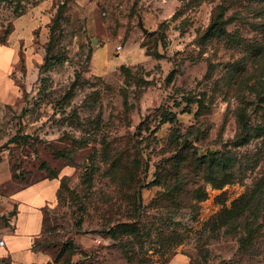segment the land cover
Returning <instances> with one entry per match:
<instances>
[{"label":"rangeland","instance_id":"1","mask_svg":"<svg viewBox=\"0 0 264 264\" xmlns=\"http://www.w3.org/2000/svg\"><path fill=\"white\" fill-rule=\"evenodd\" d=\"M0 44V202L59 180L45 264H264V135L232 145L238 108L264 123V0H0Z\"/></svg>","mask_w":264,"mask_h":264},{"label":"crops","instance_id":"2","mask_svg":"<svg viewBox=\"0 0 264 264\" xmlns=\"http://www.w3.org/2000/svg\"><path fill=\"white\" fill-rule=\"evenodd\" d=\"M15 47L0 44V102H7L14 88L6 72L15 61ZM99 56H96V60ZM57 179H41L25 187L11 190L2 197L4 214L14 212L12 227L0 226L4 246L0 247V264H45V251L35 247L43 235L44 215L56 200Z\"/></svg>","mask_w":264,"mask_h":264},{"label":"trees","instance_id":"3","mask_svg":"<svg viewBox=\"0 0 264 264\" xmlns=\"http://www.w3.org/2000/svg\"><path fill=\"white\" fill-rule=\"evenodd\" d=\"M58 9H60V7ZM51 32L50 36L53 37V27ZM48 51H50L49 46ZM235 117L237 133L232 144L234 148L247 145L253 139L261 138L264 135V123L252 127L245 108H238L236 110ZM189 144L190 142L188 141V138L185 137L181 144V150L189 149L187 148ZM191 145L192 144L189 146L192 147ZM187 160L192 161L196 167L203 170L204 179L210 184H225L232 178L234 173L237 172L236 170H238L241 166L240 164L238 165L234 158L228 157L219 151H207L206 153L200 155H197L195 152L187 151L185 154H182V156L175 157L173 165L177 166ZM62 187L63 181L60 184V189H62ZM124 229L125 226L123 225L116 228L119 234L125 233L126 230ZM37 246H39V244L35 245L36 248Z\"/></svg>","mask_w":264,"mask_h":264},{"label":"built area","instance_id":"4","mask_svg":"<svg viewBox=\"0 0 264 264\" xmlns=\"http://www.w3.org/2000/svg\"><path fill=\"white\" fill-rule=\"evenodd\" d=\"M118 51L121 50L120 47L117 48ZM14 218V212H10V213H7V214H0V226H4V227H12V224H11V220ZM4 246V241L3 239L1 238L0 236V247H3Z\"/></svg>","mask_w":264,"mask_h":264},{"label":"water","instance_id":"5","mask_svg":"<svg viewBox=\"0 0 264 264\" xmlns=\"http://www.w3.org/2000/svg\"><path fill=\"white\" fill-rule=\"evenodd\" d=\"M139 26H140L141 30L146 33V31L143 29L142 25L139 24Z\"/></svg>","mask_w":264,"mask_h":264}]
</instances>
